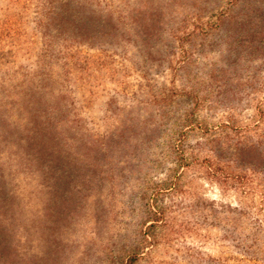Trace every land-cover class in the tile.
Segmentation results:
<instances>
[{"label": "rangeland", "instance_id": "374dc122", "mask_svg": "<svg viewBox=\"0 0 264 264\" xmlns=\"http://www.w3.org/2000/svg\"><path fill=\"white\" fill-rule=\"evenodd\" d=\"M148 2L164 29L151 50L76 46L52 67L84 138L128 126L109 175L63 178L53 220L35 164L0 141L16 221L0 264H264L249 247L264 239L262 175L233 156L264 140V0ZM37 4L0 0V90L43 72Z\"/></svg>", "mask_w": 264, "mask_h": 264}, {"label": "trees", "instance_id": "16d2710c", "mask_svg": "<svg viewBox=\"0 0 264 264\" xmlns=\"http://www.w3.org/2000/svg\"><path fill=\"white\" fill-rule=\"evenodd\" d=\"M143 3L135 0L132 3L128 0H38L36 26L42 37L39 62L43 60V72L41 75L21 73L14 84L6 83L1 87L0 141L21 149L28 168L35 164V168L30 169L39 173V186L47 194L45 206H55L56 212L49 213L48 209L45 212L53 220L58 219L63 203L69 198L63 196V178L68 182L81 173L83 179L109 175L115 154L122 155L127 150L129 134L128 126L124 125L111 136L84 138L80 127L75 129L76 124L69 119L65 92L60 85H55L61 75L53 73V63L57 55L61 61L62 54L76 46L123 49L134 41L139 48L151 50L164 29L157 6L149 5L148 0ZM244 23L246 19L237 22ZM233 150L234 160L259 172L264 183V140ZM66 187L67 194H71L79 186ZM8 194L0 182V260L12 253L9 246L13 244L12 229L16 222ZM13 218L15 222L11 226ZM253 238L249 247L253 246V251L259 252L264 260V239L257 234ZM134 258L131 256L127 264H132Z\"/></svg>", "mask_w": 264, "mask_h": 264}]
</instances>
